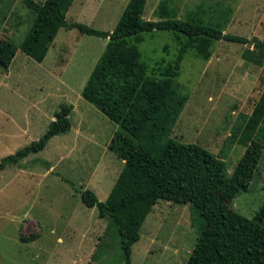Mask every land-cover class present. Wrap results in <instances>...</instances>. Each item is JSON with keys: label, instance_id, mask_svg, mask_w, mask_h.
<instances>
[{"label": "rangeland", "instance_id": "obj_1", "mask_svg": "<svg viewBox=\"0 0 264 264\" xmlns=\"http://www.w3.org/2000/svg\"><path fill=\"white\" fill-rule=\"evenodd\" d=\"M160 1L146 0L144 19H157ZM166 1L179 18L198 8L204 10V17H212L231 7L224 32L264 42V0ZM127 2L73 0L66 20L111 31ZM32 20L22 0H0V159L37 140L62 104L74 105L75 114L87 117L93 132L78 134L71 115V131L55 135L43 150L0 170V264H124L119 235L106 232L108 221L80 196L81 189H93L104 201L123 166L107 146L119 126L80 95L107 39L61 27L42 61L20 49L9 55L8 49L22 40ZM142 36L138 44L142 60L148 73L157 76L177 52L174 36L164 30ZM252 48L215 41L207 60L186 53L176 78L188 100L169 137L218 155L227 175L245 146L226 144L225 139L232 126L251 113L264 89V61L254 64L243 55ZM257 138L264 143V119ZM263 204L264 152L247 190L240 191L231 205L251 218ZM201 223L190 204L158 200L132 245L131 264H184ZM22 237L34 239L22 241Z\"/></svg>", "mask_w": 264, "mask_h": 264}, {"label": "trees", "instance_id": "obj_2", "mask_svg": "<svg viewBox=\"0 0 264 264\" xmlns=\"http://www.w3.org/2000/svg\"><path fill=\"white\" fill-rule=\"evenodd\" d=\"M22 2L33 20L16 47L8 49L9 55L20 49L42 61L61 27L107 39L80 95L119 126L108 149L123 160V166L104 201L88 188L81 189L80 196L87 207L97 208L99 218L108 221L106 232L119 235L124 264H131L132 245L158 200L190 204L201 217L195 245L184 264H264V204L251 218L231 205L240 191L247 190L264 152V143L257 138L264 119V89L251 113L242 117L241 124L232 126L225 139L226 144L239 142L245 146L230 175L218 155L198 144L169 137L188 100L176 83L185 54L192 51L207 60L213 43L226 40L252 45L243 55L260 65L264 42L255 36L224 32L231 7L212 17H204V10L198 8L179 18L168 1L161 0L155 12L157 19L146 20V0H128L113 30L104 31L81 22H67L66 13L73 0ZM154 30L170 31L177 48L157 76L148 73V64L138 48L142 34ZM72 107L60 105L37 140L0 159V170L17 165L29 154L43 150L53 136L68 131Z\"/></svg>", "mask_w": 264, "mask_h": 264}, {"label": "crops", "instance_id": "obj_3", "mask_svg": "<svg viewBox=\"0 0 264 264\" xmlns=\"http://www.w3.org/2000/svg\"><path fill=\"white\" fill-rule=\"evenodd\" d=\"M73 107H72V110H71V113H70V115H69V118L71 119V115L72 116H75V120H76V128H77V130H78V134H79V132H82L83 131V133H86V134H89V133H92L93 132V130H92V128H88L87 127V125H88V119H87V117H85V116H83V115H76L75 114V112H76V109H75V107H74V105H72ZM71 121V120H70ZM73 123L71 122V128L68 130V131H71L72 130V128H73ZM79 126V127H78ZM68 131H66V132H68ZM114 132V131H113ZM58 137V136H57ZM56 136L54 137H52V138H57ZM51 138V139H52ZM107 146H108V144H107ZM57 150L58 149H60V147H59V142H56V146H54ZM59 147V148H58ZM123 161V160H122ZM93 190V189H92ZM25 227H26V225H25ZM27 228V227H26Z\"/></svg>", "mask_w": 264, "mask_h": 264}]
</instances>
